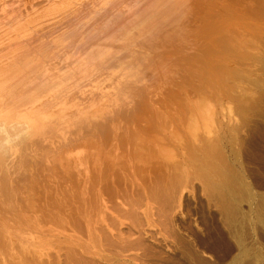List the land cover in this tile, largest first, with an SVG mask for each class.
<instances>
[{
  "label": "rangeland",
  "instance_id": "rangeland-1",
  "mask_svg": "<svg viewBox=\"0 0 264 264\" xmlns=\"http://www.w3.org/2000/svg\"><path fill=\"white\" fill-rule=\"evenodd\" d=\"M145 3L0 0V63H8L12 55L17 59L29 55L47 68L42 78L36 77L38 72L20 69L10 86L0 89L1 112L7 113L5 108L11 104L14 111L17 105L40 97L42 89L35 93L36 89L51 79L62 85L50 99L65 103L63 113L69 118L76 119L80 112V117L88 116L93 123L106 124L109 117L124 119L121 124L130 130L137 125L139 132H148L141 135V143L128 131V155H122L124 139L101 138V143L112 147L122 140L117 154L112 152L115 146L100 148L105 147L97 145L100 138L88 143V133L81 136L80 145L73 146L76 141H72L67 151L48 152L53 163L59 160L55 167L79 153L85 157L82 171L111 170L95 177L92 190L89 182L90 191L83 196L53 204L46 222H31L33 215L41 216L37 210L30 224L9 227L13 235L6 238L10 241L12 236L13 256H7L0 245L2 264L19 262L15 252L26 241L41 264H264V0H157L151 10L158 19L145 21V26L140 22L138 27L148 25L141 28L147 31L153 26L152 39L160 29L155 39L162 41L149 45L143 41L152 29L142 36L133 27L128 47L121 44L127 41L112 45L113 55L121 56L120 66H109L111 55L89 65L87 46L79 47V41L69 38L76 25L86 29L101 22L99 13L112 5H116L114 14L132 19L140 18L136 7L142 10ZM127 53L128 57L122 56ZM58 93L68 96L59 98ZM147 101L152 105L148 107ZM129 110L138 113L126 122L124 113ZM155 111L159 117L151 118ZM137 114L145 117L135 118L142 120L135 124ZM51 135L44 137L47 142L40 135L33 137L43 141L40 150L46 145L50 146L44 151L51 150L52 142L56 145V134ZM88 145L96 151L86 149ZM77 147L82 150L75 151Z\"/></svg>",
  "mask_w": 264,
  "mask_h": 264
},
{
  "label": "bare ground",
  "instance_id": "bare-ground-1",
  "mask_svg": "<svg viewBox=\"0 0 264 264\" xmlns=\"http://www.w3.org/2000/svg\"><path fill=\"white\" fill-rule=\"evenodd\" d=\"M145 1H146L145 7L142 10H140V8H138V6L136 7L137 10L140 11V14H139L140 18L128 19V16L123 17L122 13L114 14V11H115L114 7H116V5L114 7L112 5L108 9H106L107 11L105 10L103 12V14L99 13L101 22H99L98 24H93L90 28H86V29H81L84 26L81 24L82 26L76 25V27L71 29L72 32H70V37H69L70 40L74 41V42L79 41V44H78L79 47L87 46L86 50H88V52L85 53V55L87 54L86 55V61L88 62L89 65L99 64L98 59L100 60L104 55H111L114 58H112L111 56L108 58L109 66H112V67H113V65L120 66L121 56H119L120 58H117L113 55V53L111 52V50L113 48L112 45H114L115 43H118L120 41H127V42H124V44L123 43H121V44H122V47H124V46L128 47V32L132 31L136 26L137 27L135 29L138 28L137 29L138 31L136 33L139 35H142V36L145 35L144 33H147L148 30L152 29L151 32L148 31L149 33L146 34L147 35L146 40L144 39L145 36L142 38V40L144 39L143 42L146 41L147 44H149V45L152 44V46H153L154 42L159 41V40L162 41V39H160V38L155 39V37H156L155 35L158 34V36H159V34H160L159 30L160 29L158 30L157 34L154 33V36H152L153 39L150 38L151 35L153 34V26H152V28L148 27L149 29L147 31L142 30L143 28H146L148 26L147 25L146 27H143L146 25V24L144 25L145 21H150L153 23L154 21H156L158 19V18L154 19L157 16L155 14L153 15L152 14L153 11L151 10V8L156 4L157 0H153V1L145 0ZM147 1H148V4H147ZM93 5H94V3H93ZM78 7L79 6H77V8ZM90 7H92V4ZM112 8H113V10H112ZM74 10H75V12H78L77 9H74ZM81 10H79V11H81ZM88 10H87V12H88ZM96 12L97 11H93L92 15L96 14ZM33 14H34V12H33ZM71 15H74V12ZM77 15H79V14H77ZM75 17H76V15H75ZM79 18H80V16H79ZM79 18H77V19H79ZM74 19H76V18H74ZM140 22H143L142 23L143 26L141 27L142 29L139 28L140 24H141ZM150 22H148V23H150ZM20 24H22V23H20ZM78 24H79V22H78ZM161 29H163L162 26H161ZM137 34H135V35H137ZM132 35H133V33L131 34V37H132ZM24 36H26V34L23 36H20V37L23 38ZM32 36L30 38H32ZM129 37H130V34H129ZM166 37H168V35ZM78 38H81V40H77ZM132 38H134V35ZM16 39H18V38L16 37ZM16 39H14V40H16ZM58 39H59V37H58ZM25 40H26V38H25ZM142 40H140L139 43H141ZM163 40H165V39H163ZM18 41H19V39H18ZM18 41H15V42H18ZM82 41H84V43H82ZM132 42L134 43V41H132ZM137 43H135V44H137ZM54 44H56V43H54ZM164 44H165V42H164ZM19 48L20 47L18 46V49ZM15 50H17V48H15ZM15 50H13V52H15ZM125 55H127V56H125ZM125 55H122V56L128 57V53ZM140 57H141V55H140ZM17 58H18L17 56L12 55L10 58V61L8 63H0V89L9 87L11 82H12V79H14L20 73L19 72L20 69L25 70L24 72H27L30 70H33L32 72H38L39 74L36 76L38 78H40V77L42 78V77L47 76V68L43 64H40L41 63L40 60L31 59L32 57L29 55H26V56L24 55V57L20 58V59H17ZM55 64H56V62H55ZM57 65H59V64H57ZM148 65H150V64H148ZM21 77L23 79V73H22ZM156 77H157V75H156ZM61 85L62 84L59 82H53L51 79H48V80L45 79V80H43L41 85H39V88L36 89L37 91L35 92V93H37L39 91V89H42V93H39L37 95L40 97L36 98L35 100L33 99L30 101H27V103L23 102L20 105H17L18 107L16 106L17 108H15L14 111L11 109L12 104H11V106L9 105V107L6 106L5 110L7 108L9 109V110H7V113H3L0 111V245H4V247L6 248V250H4V251H7V252H4V253H6L7 256L11 255V254L13 256V251H12L13 249H11V247H14V245L11 243L12 236L10 238V241L8 240L9 236H8V238H6V235H13L10 232L11 230L9 231V227L12 228L15 225L18 226L20 223H21V225L23 224V226L30 224L29 218L32 217L31 215L33 213H35L37 210L41 211L42 214L40 217L33 215L34 219L32 218L33 221H31V222H34V223L40 222V221L46 222L47 219L50 217V216L48 217V214L51 212V208L54 207L53 204H57L58 202H62L65 197L66 198H71V197L79 198V197H81V195L83 196L82 193H84L85 190H87L86 192H88V191L92 190L93 187H96L95 186L96 185V178L95 177L101 176V174L106 173V171L108 169L111 170V168L106 167L104 169H98V170L96 169V172L91 171L92 173L87 172V170L82 171L80 169V166H82V163H83L85 157L83 159L82 158L83 156L80 157L79 153L75 154L76 157H74V160L71 157V160H69L71 162H66V160L68 161V159H69L67 157L68 159H66V158L64 159V162H66V164L62 161L63 164H65V165L60 163L59 167H57V166L55 167L54 164H56V162L58 163L59 160L56 157H54L58 161L53 163L54 162L53 159L51 160L50 157L49 158L47 157L48 152H50V155H51V151L52 152L53 151L58 152V150H59L58 153L63 152L64 149H65V151H67L66 149H69L67 146L69 145L71 147L72 144L70 145V142H72V141H76V142H72V143H74L73 146H76L77 144H79V145L82 144L81 139H82V137L85 138L84 133H88L86 135H87V137H89L91 139V140L88 139L89 140L88 143H91V141H93L94 139L99 140V138H100V140L98 142L96 141L97 145L103 144V143H101L102 137H103V139H106L108 137L107 138L108 140H109V138H113V140L117 139L116 137H120L121 139H124V140L128 139V135H129L128 131L130 130V128H128V126H126L127 124L125 125V123L121 124V121H123L124 119L123 120L121 119V121L119 122L120 119H118V121H117L114 119H110V117H109V119L104 118L105 120H107V123L105 124V123H99L98 121H97L98 123L97 122L93 123L88 119V116L80 117V114H81L80 112H79L80 114L75 113L77 111V109L74 112L76 114V119L69 118L66 114H64L63 112L65 111V108H64L65 103L63 104L61 101H59V102L56 101V103H55L54 101H52L50 99L52 97L51 96L52 93L58 92V89H60L59 87H61ZM73 87L74 86H72V88ZM63 91L64 90H62V91L60 90V92H63ZM67 92H68V90H67ZM64 93L66 94V92H64ZM62 94L63 93L59 94L58 97L60 98ZM68 94H70V92ZM54 95H56V94H54ZM72 95L73 96H71V97H74L73 100H76L77 97H75V94L73 93ZM123 96H125V95H123ZM62 97H65V96H62ZM111 97H113V96H111ZM43 99H44V101H43ZM114 99H116V98H114ZM50 100H51V102H54V103L51 104ZM111 101H113V100H111ZM73 102H75V101H73ZM115 102H117V101H115ZM147 102L149 103L148 107L150 105H152V104H150L149 101H147ZM9 104H10V102H9ZM93 104H92V106H93ZM146 106H147V104H146ZM13 107H15V106H13ZM73 107H75V106H73ZM79 107H78V109H79ZM98 108H100V107H98ZM106 108H107V106H106ZM117 108L118 107H116V109ZM10 109L12 111H10ZM67 109H68V107H67ZM107 110H110V109H107ZM78 111H80V110H78ZM121 111L124 112V110H120L118 112L121 113ZM131 112L129 110V113H130V114L128 113L129 115L127 114V112L124 113L127 115V117L123 115L124 117L127 118V119L125 118V120H127L126 122H128V116L135 115L136 113H138V112H135V110L133 111L134 114ZM139 112L142 113L141 111H139ZM113 113H114V111H113ZM147 113L149 114V112H147ZM155 113H156V115H152L150 113V115L152 116V117L151 116L150 117L151 118H153V116L159 117V113H157L156 111H155ZM104 114H106V113H104ZM113 115H115V114H113ZM120 115L121 114H119L118 117ZM109 116H111V115H109ZM123 116H121V118H123ZM147 116H149V115H147ZM70 117H72V115ZM107 117H108V115H107ZM141 117H143V116H141V114H137L136 117H133V119L134 120H135V118L142 119ZM150 117H148V118L150 119ZM102 118H103V116H102ZM130 118H132V116ZM148 118H146V120ZM116 119H117V117H116ZM132 121H130V122H132ZM135 121H133V122L135 124H137V122L140 120H138L136 122ZM149 123H151V122H149ZM145 126H146V124H145ZM133 127H131V128L134 129V131L133 130H130V131H132L131 133H134L135 138L137 137V139H139V142H140L141 137H143L141 135H143V133L145 131L142 133L141 129L139 132V129H137L138 127H136V128L135 127L133 128ZM142 127H144V126H142ZM150 127L152 128V126H150ZM160 127H162V125H160ZM155 128H157V125H155ZM71 129H73V130H71ZM152 129H154V126ZM158 129L159 128H157L156 130L157 131L161 130V129L160 130H158ZM147 133H144V135ZM51 134L52 135L56 134L55 137L58 139V142L57 143L55 142L56 145L55 144L53 145V142H52L51 150L47 149L46 151H44V150L46 149L47 145L46 146L41 145L42 148H44V149H43V151L40 150L39 149L40 142L42 143L43 139L44 140L48 139L49 138L48 136ZM69 134H71V135L74 134V137H77L80 140L79 139L77 140V138H74V140H70L72 138H69V137H71V135H69ZM36 135L37 136L40 135L41 137H39V138H41V139L43 138V139L40 140L37 138V140H36L35 138H33ZM52 135H51V137H52ZM46 136L48 138H44ZM150 136H152V135H150ZM132 137L133 136H131V138ZM151 138L154 139V136H152ZM144 139H145V137H144ZM159 139H160V137H159ZM118 140H119V138H118ZM131 140H129V141H131ZM133 140H134V138H133ZM149 140H150V138H149ZM149 140H148V142H149ZM47 141L48 140H46V142ZM109 141L107 143H111ZM111 141H112V139H111ZM119 141H121L120 144H122V140H119ZM125 141H123V142H125ZM156 141H158V140L156 139ZM94 142H95V140H94ZM142 142H143V139H141V143ZM151 142H154V141L151 140ZM44 143H45V141H44ZM104 143H105V141H104ZM112 143H113V141H112ZM117 143L118 142H115V144L113 143L114 144L113 147L115 146L114 147L115 149L112 152H114V151L116 152L118 149H120L119 147L121 145L118 143L120 146L117 147V145H118ZM49 144H51V143H49ZM125 144H126V148H125V150H123L122 155H125V154L128 155L129 154L127 151L128 150V140L126 141ZM104 145L105 144H103V146ZM111 145L106 144L105 147L100 146V148L105 149L107 146L109 147ZM49 146H47V147L49 148ZM98 146H96L97 150L100 149V148H98ZM92 147H94V146H92ZM55 148H57V149H55ZM77 148L79 149V147H77ZM91 148H89V145H88V147L86 149L91 150ZM80 150H82V149H79V150L75 149V151H77V152L78 151L80 152ZM100 150L98 152H100ZM107 150L109 152V149H107ZM91 151H96V148L91 150ZM110 151H111V149H110ZM135 151H137V150H134V153H135ZM57 152H53V153L58 154ZM98 152H96V153L98 154ZM104 152L108 153L107 151H104ZM94 153H91V154H94ZM38 154H40L41 156H37ZM66 154H67V152H66ZM66 154H62V156L63 155L65 156ZM71 154L72 153H68L67 155L71 156ZM135 154H137V152ZM59 155H57V156L59 157ZM54 156H55V154H54ZM64 156H63V158H64ZM60 157H61V155H60ZM59 159H61V158H59ZM125 159H126L125 162H128V157ZM94 161H97V160H94ZM108 162H110V161H108ZM84 164H85V162H84ZM108 165L109 166L111 165L113 168L112 164H108ZM123 168L125 169V167H122L119 170L122 171ZM89 182L91 183V186H92L91 189H90L89 185L87 186V184ZM87 187H88V189H86ZM35 192L40 193V195L39 194L36 195ZM94 193H96V192H94ZM96 195H98V194L96 193ZM80 200H81V198H80ZM84 202H86V201H84ZM63 205H64V201H63ZM95 205H96V201H95ZM51 213H50V215H52ZM28 227H31V226H28ZM18 234H20V233H18ZM24 238H26V237H24ZM25 243L23 244L25 246H19L21 248L17 249L18 251L16 250V252H15V253H18V255H19L18 260L16 259L19 262L12 263V262L8 261L7 264H35V262H36V264H41V262L39 260L34 259L35 256H34V254L32 255V253H31V250H30L32 247V246H30L31 243L30 242L26 243L27 245H29V247L26 246ZM33 256H34V258H33ZM3 260H5V258ZM0 264H2L1 261H0Z\"/></svg>",
  "mask_w": 264,
  "mask_h": 264
}]
</instances>
